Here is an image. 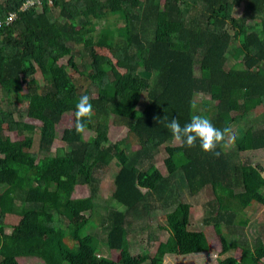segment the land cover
Returning <instances> with one entry per match:
<instances>
[{
  "label": "trees",
  "instance_id": "trees-1",
  "mask_svg": "<svg viewBox=\"0 0 264 264\" xmlns=\"http://www.w3.org/2000/svg\"><path fill=\"white\" fill-rule=\"evenodd\" d=\"M27 1L0 0V148L5 127L25 137L0 157V264H20L19 257L44 264H143L149 251L134 255L132 237L136 226H148L155 201L173 206L165 224L175 232L160 242L153 264H164L167 255L208 252L205 231L192 226V204L176 194L182 187L191 196L209 191L203 228L224 226L241 234L248 225L242 212L254 203L264 206V168L242 161L244 154L264 152V128L251 119L257 111L264 118V0H46L20 12ZM243 3L253 23L235 15ZM14 13L17 19L6 25ZM68 79L78 100L90 97L94 115L78 134L74 111L73 127L60 135L64 116L46 108L36 118L41 127L34 152L36 127L24 123L28 113L11 104L10 96L26 90L21 98L27 103L55 98ZM197 96L214 100L198 112ZM193 114L231 129L216 148L219 156L203 151L199 140L193 148L181 141L172 145L177 139L163 118L175 117L183 127ZM94 119H100L95 128ZM109 119L128 130L115 145L108 144ZM87 131L96 135L90 146ZM127 140L140 150L127 156ZM56 141L64 147L53 153ZM164 147L167 176L155 164ZM119 153L126 159L115 177L117 208L102 219L105 246L119 252L113 260L99 255L102 243L91 225L99 207L95 175ZM80 185L90 187V196L73 197ZM7 215L20 217L11 233ZM241 246L238 262L230 256L220 264H264L260 235L253 245Z\"/></svg>",
  "mask_w": 264,
  "mask_h": 264
},
{
  "label": "rangeland",
  "instance_id": "rangeland-1",
  "mask_svg": "<svg viewBox=\"0 0 264 264\" xmlns=\"http://www.w3.org/2000/svg\"><path fill=\"white\" fill-rule=\"evenodd\" d=\"M164 0H161V5H163ZM235 15L238 17L244 16L248 17L250 23H253L251 16V10L247 8V6L243 3L239 8L236 9ZM113 22H116L112 19ZM117 27H123V24L120 22ZM68 59H63L60 63L63 66H66ZM231 64H234V61L231 60ZM67 74L69 77L79 80L83 84V78L80 75H76V73L71 70H68ZM37 80L41 84L42 88H44L43 80L41 79L40 74L36 76ZM67 86L59 89V93L55 98H33L29 103L24 102L21 98L23 95L27 94V91L24 87V92L21 95L14 94L10 96L9 102L16 106L21 111H26L28 115L23 116V121L26 124L33 125L36 127L35 132L33 133V140H35V148L34 152L37 151L38 147V138H39V128L41 127L40 122L36 119L37 116H40L46 108L53 107L54 110L63 115V119L61 124L58 127V132L61 133L73 127V112L75 111L76 103L78 99L76 98V94L74 91V87L71 81L68 79ZM86 88V87H84ZM0 92V97H1ZM213 97H196V108L198 112H201L204 108L205 104L208 101H213ZM217 102V101H214ZM94 115V114H93ZM252 120L255 121V127L264 128V118L260 111L253 113ZM100 119H94L93 124L94 128L96 127V122H99ZM106 121V120H104ZM106 122L109 124V133H108V144H118L124 139H126L129 135L128 130L124 127H117L112 124L113 120L109 119ZM26 135V134H25ZM5 136L6 141L4 146L0 148V157L5 158V150L10 146L14 145L16 142L24 140V136H19L16 133L8 131L5 127ZM27 136V135H26ZM96 135L94 131H87L84 133V139L89 146L92 145L91 139L95 138ZM233 141L229 140V143L232 144ZM179 140H175L172 144L174 147L180 146ZM64 145L60 141H56L53 147V153H55L56 149L63 148ZM165 148H162L160 153L157 155L155 159L156 167L167 176V169L165 167V159H167V154L165 153ZM124 152L127 156L132 155L133 153L140 150V146L134 140H127V144L124 147ZM121 152V150H120ZM243 162H248L251 165H260L264 168V152L250 153L244 154L242 156ZM125 156L122 153H119L118 158L113 162V164L99 173L95 175L97 181L95 182V188H97L98 193L96 197V203L99 207L96 208L97 213L93 216L94 223L91 225V233L97 237H99L102 243V249L100 247L99 255L104 257H109L113 260H117L119 258V252L110 250L105 246L106 241V230L103 228L102 219L105 215L110 212L112 209H116V202L112 198V195L115 191V177L119 172V166L125 162ZM147 168V166H146ZM145 168V169H146ZM264 176V173H263ZM92 191L89 186L80 185L76 187L75 193L73 197L77 198H87L90 196ZM185 188L179 190L178 194L183 202H188L192 204L191 208V223L194 229L196 230H204L206 234V238L210 245V250L208 252L193 254L189 256H174L167 255L164 258V264H220V262L226 257H234L235 261L238 262L241 257L242 244L246 241L247 245H253L255 240L261 236L264 239V206L260 204H252L248 209L244 210L240 216V218H244L248 220V225L243 229L241 234L228 233V230L224 226H207L203 228L205 224H203L202 219L204 215L203 206L204 203L211 199L209 196L208 190H203L202 192L195 193L193 196L188 194ZM173 209V206L170 208L161 207V202L155 201V209L154 212L150 214L149 218H147L148 226L143 230L140 229L139 226L135 227V233L132 237V252L134 255H139L147 249L149 251L147 257H145V263L143 264H153L154 255L156 250L158 249V245L160 242L167 241L169 238V233L171 234L175 232V227L170 226L172 229L168 232L166 230L165 218L167 213H169ZM90 213H85V218H88ZM239 218V219H240ZM20 220L19 216L16 215H7L5 219V223L7 224V233L12 232V227L18 224ZM140 223V222H139ZM137 225V224H136ZM160 227V228H159ZM104 246V247H103ZM20 264H44L43 260L36 257H19L18 258ZM264 262V260H263ZM67 264V263H64Z\"/></svg>",
  "mask_w": 264,
  "mask_h": 264
},
{
  "label": "clouds",
  "instance_id": "clouds-1",
  "mask_svg": "<svg viewBox=\"0 0 264 264\" xmlns=\"http://www.w3.org/2000/svg\"><path fill=\"white\" fill-rule=\"evenodd\" d=\"M92 115L93 106L90 102V97L88 95L81 96L75 106L74 129L78 134L84 132L86 122L91 120ZM163 119L167 121L165 126L171 131L175 139L182 142V146L188 148L196 147V142L199 140L203 151L212 152L216 156L220 155L216 151L217 146L221 145L226 135L231 132V129L227 127L224 129L216 128L209 118L197 114H193L190 122L183 127L175 117L167 120L165 116ZM160 122L161 120H159Z\"/></svg>",
  "mask_w": 264,
  "mask_h": 264
},
{
  "label": "built area",
  "instance_id": "built-area-1",
  "mask_svg": "<svg viewBox=\"0 0 264 264\" xmlns=\"http://www.w3.org/2000/svg\"><path fill=\"white\" fill-rule=\"evenodd\" d=\"M45 0H28L23 6L22 8L20 9V12H25L27 10H30L36 6H39L41 7L42 6V3L44 2ZM17 19V14L14 13V14H11L7 20H6V25H10L12 23L15 22V20ZM2 26V23L0 22V27Z\"/></svg>",
  "mask_w": 264,
  "mask_h": 264
}]
</instances>
